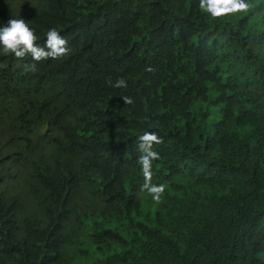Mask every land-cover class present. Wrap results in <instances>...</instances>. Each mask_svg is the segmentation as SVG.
Instances as JSON below:
<instances>
[{"label": "trees", "instance_id": "trees-1", "mask_svg": "<svg viewBox=\"0 0 264 264\" xmlns=\"http://www.w3.org/2000/svg\"><path fill=\"white\" fill-rule=\"evenodd\" d=\"M170 1L36 0L70 54L37 63L48 89L28 56L0 69L21 91L0 110V264H264V0L163 26Z\"/></svg>", "mask_w": 264, "mask_h": 264}, {"label": "clouds", "instance_id": "clouds-1", "mask_svg": "<svg viewBox=\"0 0 264 264\" xmlns=\"http://www.w3.org/2000/svg\"><path fill=\"white\" fill-rule=\"evenodd\" d=\"M35 2L36 0H0V69L8 68L11 58L24 60L23 58L28 56L32 58L34 63L26 64L24 71H31L39 86L48 89L50 81L37 76L35 72L37 63L49 59L60 60L70 54V48L68 41L57 29L52 28L43 32L46 34L45 41L34 29L30 15ZM248 7L249 5L245 0H171L167 8L154 10L165 26L178 19L182 11H184L185 18L189 23H204L206 17L220 18L228 14L245 11ZM112 86L126 88L127 82L124 78H120ZM20 92L13 95L0 85V110L6 108L13 97L19 96ZM54 99H58V96L54 95ZM123 99L126 104L133 103L131 97L124 96ZM138 140L137 150L140 155L137 162L141 166L144 177L141 191H146L155 202L159 203L165 192V186L152 183V162L159 159V153L154 150V146L162 143V140L155 132L148 131L139 136ZM16 172L17 169L13 174ZM12 179L13 177L9 176L6 181L10 182ZM18 194L19 200H32L24 193Z\"/></svg>", "mask_w": 264, "mask_h": 264}]
</instances>
